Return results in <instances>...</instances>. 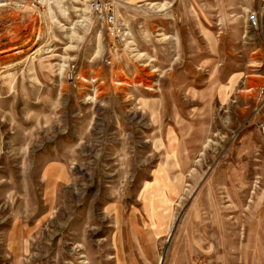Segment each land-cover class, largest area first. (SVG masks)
<instances>
[{
    "label": "rangeland",
    "instance_id": "rangeland-1",
    "mask_svg": "<svg viewBox=\"0 0 264 264\" xmlns=\"http://www.w3.org/2000/svg\"><path fill=\"white\" fill-rule=\"evenodd\" d=\"M118 21L0 0V264H264V0Z\"/></svg>",
    "mask_w": 264,
    "mask_h": 264
},
{
    "label": "built area",
    "instance_id": "built-area-1",
    "mask_svg": "<svg viewBox=\"0 0 264 264\" xmlns=\"http://www.w3.org/2000/svg\"><path fill=\"white\" fill-rule=\"evenodd\" d=\"M89 8L95 14L99 21L106 24L109 33L115 37L119 38L122 34V28L118 21L119 7L122 5L123 0H86ZM262 13L259 11H254L248 17L249 23L255 26L260 25ZM73 74L71 78H73ZM264 128V126H263Z\"/></svg>",
    "mask_w": 264,
    "mask_h": 264
}]
</instances>
